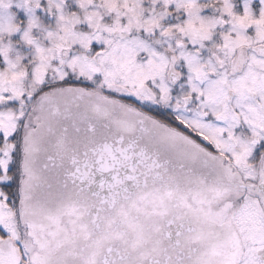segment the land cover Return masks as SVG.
<instances>
[{
	"label": "snow or ice",
	"instance_id": "snow-or-ice-1",
	"mask_svg": "<svg viewBox=\"0 0 264 264\" xmlns=\"http://www.w3.org/2000/svg\"><path fill=\"white\" fill-rule=\"evenodd\" d=\"M0 264H264V0H0Z\"/></svg>",
	"mask_w": 264,
	"mask_h": 264
}]
</instances>
